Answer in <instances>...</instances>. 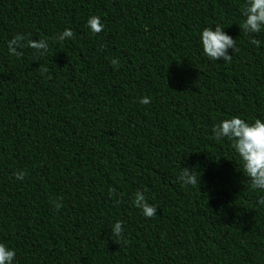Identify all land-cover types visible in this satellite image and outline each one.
I'll use <instances>...</instances> for the list:
<instances>
[{
  "label": "trees",
  "instance_id": "obj_1",
  "mask_svg": "<svg viewBox=\"0 0 264 264\" xmlns=\"http://www.w3.org/2000/svg\"><path fill=\"white\" fill-rule=\"evenodd\" d=\"M242 4L0 0V242L16 264H264V192L210 139L220 119L264 118V30L241 31ZM216 24L236 41L231 63L200 54L198 32ZM65 28L73 37L57 42ZM15 34L49 52L9 56ZM181 167L199 184L181 187ZM137 191L153 218L132 206Z\"/></svg>",
  "mask_w": 264,
  "mask_h": 264
},
{
  "label": "clouds",
  "instance_id": "obj_2",
  "mask_svg": "<svg viewBox=\"0 0 264 264\" xmlns=\"http://www.w3.org/2000/svg\"><path fill=\"white\" fill-rule=\"evenodd\" d=\"M240 24L239 28L246 35H254L264 30V0H243L239 9ZM86 28L93 35L100 33L104 24L101 19L92 15L87 18ZM73 32L69 28L58 32L54 39L57 42H64L71 39ZM22 42V43H21ZM251 42L259 46L260 41L252 39ZM7 53L11 57L19 58L22 52L18 48L27 46L34 50V55L45 56L49 52L48 39L29 40L21 34H15L6 42ZM197 44L201 56L211 62L217 63L222 60L224 63H231L233 56L239 51L236 41L230 37L219 25L205 26L198 32ZM229 49L232 55L229 54ZM110 63L116 65V58H111ZM41 75L47 69L39 67ZM141 105L149 104L148 97H141L138 101ZM210 139L213 141H226L229 148L238 158L240 173L247 178V184L252 191L264 192V118H253L251 120L243 119L239 115L218 120L212 125ZM195 167H181L178 180L181 187H195L199 184L200 178H197ZM26 175L24 169H18L13 173L15 180L22 181ZM111 195V190H109ZM256 204L264 208V195L258 196ZM56 210L61 208L57 201L52 202ZM132 206L146 218H153L157 213L155 204L148 203L145 195L141 191L134 193ZM110 237L116 241L124 240V227L122 221L116 220L109 225ZM126 243V241H124ZM16 250L6 243L0 242V264H16Z\"/></svg>",
  "mask_w": 264,
  "mask_h": 264
}]
</instances>
